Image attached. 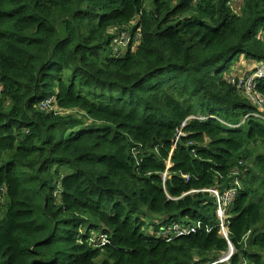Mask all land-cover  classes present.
<instances>
[{
    "label": "trees",
    "instance_id": "trees-1",
    "mask_svg": "<svg viewBox=\"0 0 264 264\" xmlns=\"http://www.w3.org/2000/svg\"><path fill=\"white\" fill-rule=\"evenodd\" d=\"M148 2L0 0V264H264V0Z\"/></svg>",
    "mask_w": 264,
    "mask_h": 264
},
{
    "label": "built area",
    "instance_id": "built-area-1",
    "mask_svg": "<svg viewBox=\"0 0 264 264\" xmlns=\"http://www.w3.org/2000/svg\"><path fill=\"white\" fill-rule=\"evenodd\" d=\"M141 36V34H138L136 36V40ZM122 40H121V46L117 48V50H114L115 53H120V55L123 53V48H126L131 43V35H129L126 32H123L121 34ZM119 45V40H117V43ZM264 64V63H263ZM260 65L255 71L251 73L250 76H248L245 80L240 79L235 80V84L238 83L243 88V90L248 94V96L258 105L262 106V103L264 102V96H262L260 93L256 91V80L259 78L264 77V65ZM234 80H232L233 82ZM238 81V82H237ZM234 83V82H233ZM255 89V90H254ZM53 97L49 98L45 101H43L42 105L44 109H52V103H53ZM186 122H183L182 126H185ZM182 134V132H179V135ZM236 185L233 186L230 189H226L224 192H221L218 190V188H211L209 191L211 194L216 198L217 200V214L221 220V228L223 232L227 235L228 234V225L226 223L227 214L226 211L228 207L231 206L233 199L239 192V188L241 187L240 180L235 183ZM231 255V254H230ZM230 255H224L223 257L219 258L216 261L210 262L208 264H218L221 261H228L230 259Z\"/></svg>",
    "mask_w": 264,
    "mask_h": 264
},
{
    "label": "rangeland",
    "instance_id": "rangeland-1",
    "mask_svg": "<svg viewBox=\"0 0 264 264\" xmlns=\"http://www.w3.org/2000/svg\"><path fill=\"white\" fill-rule=\"evenodd\" d=\"M149 2L147 3V5H151V2H152V0H148ZM117 40H119V45L118 44H114L113 46H112V48L114 47V50H117V48H119V46H121V40H122V37L120 36V37H118V39ZM123 48V52H125V47H122ZM242 64H240V66H238L237 68H233L229 73H228V79H229V81H232V80H234L233 82L235 83V80H238V78H237V75L239 76V74L242 72V75H243V77H242V79L243 80H245L248 76H250L251 75V73H248V72H246L244 69H245V67L250 63V61H246V62H241ZM264 65V64H263ZM262 66V65H261ZM259 69V68H258ZM250 71V70H249ZM237 78V79H236ZM238 87H240V84L238 85ZM255 90V89H254ZM245 92V91H244ZM245 95L246 96H248V94L245 92ZM249 97V96H248ZM259 107V110L264 114V102L262 103V106L260 107V106H258ZM58 112H60L61 114H74V115H76V116H78V117H80V118H85L86 116H84V113L83 112H80V111H76V110H73V111H71V110H57ZM197 116V115H196ZM198 116H200V117H205V116H203V115H198ZM165 176V175H164ZM2 217H4V215H3V208L0 206V218H2ZM220 232H221V235L222 236H224V237H227L228 235H226L224 232H223V230H222V228H221V230H220ZM233 250L235 251V249L233 248ZM222 254V253H221ZM218 254L217 255V258L219 259V258H221V257H223L224 255H227V253H224V254ZM228 262V261H227Z\"/></svg>",
    "mask_w": 264,
    "mask_h": 264
},
{
    "label": "water",
    "instance_id": "water-1",
    "mask_svg": "<svg viewBox=\"0 0 264 264\" xmlns=\"http://www.w3.org/2000/svg\"><path fill=\"white\" fill-rule=\"evenodd\" d=\"M233 248H234V246L232 245V243L230 244V248H229V250H228V252H227V255H230V256H232L233 254H234V250H233ZM225 261L223 260V261H221V262H219V263H224ZM218 263V264H219Z\"/></svg>",
    "mask_w": 264,
    "mask_h": 264
},
{
    "label": "clouds",
    "instance_id": "clouds-1",
    "mask_svg": "<svg viewBox=\"0 0 264 264\" xmlns=\"http://www.w3.org/2000/svg\"><path fill=\"white\" fill-rule=\"evenodd\" d=\"M228 235V234H227ZM231 258V257H230ZM227 262V261H226ZM225 263V262H224Z\"/></svg>",
    "mask_w": 264,
    "mask_h": 264
}]
</instances>
